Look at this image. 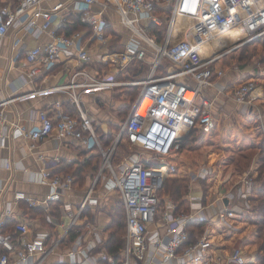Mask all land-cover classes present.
<instances>
[{
  "label": "built area",
  "instance_id": "built-area-1",
  "mask_svg": "<svg viewBox=\"0 0 264 264\" xmlns=\"http://www.w3.org/2000/svg\"><path fill=\"white\" fill-rule=\"evenodd\" d=\"M43 1L52 5L43 8ZM165 7L170 19L158 41L146 34L144 24H159L156 9ZM108 9L118 14L125 30L119 33L118 49L94 51L85 35L104 40ZM69 11L76 12L83 30L67 33L74 22ZM181 17L190 18L191 24L178 36ZM10 30L33 36L48 32L49 39L42 44L29 46L17 37L11 45L27 80L44 81L59 64L67 75L30 92L38 97L62 93L65 99L39 109L26 125L8 121L6 109L15 97L0 89V150L10 138L28 140L30 149L38 141L75 140L88 155H101L102 162L93 179L80 187L73 173L59 170L58 158L37 154L40 165L27 172L30 181L49 186L41 196L15 189L7 199L11 177L0 178V264H245L241 248L216 250L209 226L185 243L188 224L199 211L204 220L223 227L242 221L243 205L237 203L251 196L256 185L252 177L241 176L225 189L220 198H227V205L222 199L219 205L216 200L204 204L203 192L192 185L207 179L212 167L186 171L191 184L186 193L188 212L177 211L169 196L159 198V191L165 178L177 170L167 155L179 148L191 129L213 130L217 109L227 99L242 112L264 100V87L253 80L227 91L217 81L224 72L214 65L233 48L264 36V0H75L71 9L59 0H16L13 6L0 7V40ZM119 73L122 78H117ZM138 85L136 100L110 147L104 148L94 125L100 97ZM64 103L72 106L74 116L63 112ZM255 111L262 120V113ZM123 141L156 159L130 155L116 172L111 155ZM13 167L0 154V168L12 171ZM105 169L111 178L105 179ZM101 183L106 191L116 190L125 217L118 259L107 250L104 228L95 224V213L110 207L109 193H101ZM23 207L28 217L16 215V209ZM30 210L40 213L32 216ZM12 218L17 220L11 223Z\"/></svg>",
  "mask_w": 264,
  "mask_h": 264
},
{
  "label": "rangeland",
  "instance_id": "rangeland-1",
  "mask_svg": "<svg viewBox=\"0 0 264 264\" xmlns=\"http://www.w3.org/2000/svg\"><path fill=\"white\" fill-rule=\"evenodd\" d=\"M156 15L159 17V24L154 25L160 27L162 29V35L160 39H162L163 34L166 32L169 19H170V11L167 7L165 8H157L156 9ZM112 17V16H111ZM119 19L117 17V14L113 16L112 19H110L109 25L107 26V29L105 30L104 34V44L101 49H99V52H111L113 50L118 49V39L116 38L115 34L123 32V28H119L118 26ZM183 26L182 30L176 31L178 36H181L183 33V29L188 28L191 24V19L186 17L179 18L178 25ZM145 31L146 34L149 37L155 38V35L152 34L151 27L148 22L145 24ZM156 39V38H155ZM160 41V40H159ZM223 43H228L223 42ZM243 45L241 44L235 48H233L231 51L226 53L224 56L221 57L224 58V61L222 64L219 65V67L222 68L224 74L221 79H216L219 81V83H223L225 85V89L232 88L234 86H237L239 83H245L247 81L253 80L257 84L263 85L264 84V62L260 61L261 55L260 51H257L256 54L253 51V46L248 49V51L245 54V57L243 58L242 49ZM91 46L95 47L97 46L96 43L91 42ZM96 50V47L95 49ZM203 55H207V52L203 53ZM242 58H239L241 57ZM220 61V60H219ZM166 64L163 63V67H165ZM117 78H122L121 73L117 74ZM220 83V84H221ZM221 84V85H223ZM227 87V88H226ZM141 87L140 85L135 86L132 90V94L129 97L124 90L126 89H115L114 91H107V94H104L100 97L101 105L99 104L98 112L94 115V125L95 129H97L98 136L101 135L102 132L104 135L109 134L111 135V141L106 140H100L102 143V146L104 148H109L111 145L112 140L116 137L119 129L120 124L123 123V120L128 114V111L134 101L136 100V97L138 96V93L140 91ZM124 91V92H123ZM240 107H229L228 111L222 112L219 109H217V124L214 128V131L210 134H205L204 131L196 130V132H193L192 138L194 140H199L201 138L208 139L205 141V144L203 147H201L198 152H189L185 153V150L180 152V156L177 159L175 166H176V172L172 173L170 176H178L181 178H184L187 182V190L189 189V185H191L188 182V178L186 176V171L188 170H196L201 165H209L212 167V173L210 174L207 179H205L204 185H201V183H195L192 185V187H196L197 189L201 191L206 192V201L204 204L208 202L209 199H211L215 195V191L218 190L220 187H222V184L224 181L228 180L231 181L235 178V172L241 171L243 167V154H240V152H233L232 146L229 141H227V134H239L241 135L243 133V128L240 125L241 119L240 114H243L242 111H240ZM261 109L264 111V106L261 107ZM122 111V112H121ZM262 111V112H263ZM119 112H121L119 114ZM260 122L264 121V113H262V120L259 119ZM262 123V122H261ZM189 133V132H188ZM187 135V134H186ZM185 135V138H186ZM191 140V138H190ZM182 143V142H181ZM187 147V146H186ZM95 150V149H93ZM242 153V152H241ZM89 153H82V151H78L77 155L80 161H77V164H81V162L84 160L85 157H88ZM130 155H135L136 157H140L141 159L144 158H150V159H156L151 153H147V151H144L142 148L134 145L128 144L126 141L119 142L116 146L115 150L113 151L111 155V162L113 163L114 170L118 172L119 168L117 165L120 163H124L125 160H129ZM196 158L197 166L194 167L191 165V160ZM102 159L101 155L99 157V162H92L91 165L86 169V171L83 173V177L80 179V176H76V179L78 181V184L80 187H84L88 184V182L93 179L94 174L97 172V168L99 164H101ZM98 163L97 167L96 164ZM61 166V165H60ZM62 170V169H61ZM65 173H73L74 172H68L64 171ZM237 173V172H236ZM253 170L247 175L250 177H253ZM85 175V177H84ZM105 179L111 178L110 172L105 169L104 170ZM240 175L243 176V172H240ZM240 176V177H241ZM227 181L225 182V187L229 188L227 186ZM99 188L101 189V193H109V210L112 208H118L121 212V206L119 197L116 193V190L114 188H111L110 191H106L103 184L101 183ZM107 188V187H106ZM169 196L165 193L159 192V198ZM170 197V196H169ZM215 197V196H214ZM213 197V198H214ZM243 202V203H242ZM242 203V204H240ZM240 203H237L239 205H243V219L240 222L233 223L232 226L223 227L221 226V229L219 232V238H223L222 244H225L228 249L233 248H241L246 257L245 264H257L255 260V253H256V244L259 243V236L257 233V222L255 214L250 212L251 205L254 204L253 200L251 201H240ZM101 208H107L101 206ZM104 212L103 210H101ZM100 212V211H98ZM125 221V217L124 220ZM204 229H207L208 223H210L207 220H204ZM214 228V225L213 227ZM205 231V230H204ZM125 233V228H124ZM124 235V234H123ZM108 237V234H107ZM123 237V236H122ZM243 237V241L240 243L241 238ZM218 239V237L216 238ZM213 240V239H212ZM218 242V241H216Z\"/></svg>",
  "mask_w": 264,
  "mask_h": 264
},
{
  "label": "crops",
  "instance_id": "crops-1",
  "mask_svg": "<svg viewBox=\"0 0 264 264\" xmlns=\"http://www.w3.org/2000/svg\"><path fill=\"white\" fill-rule=\"evenodd\" d=\"M63 2L67 8L71 9L73 7V3H75V0H59ZM16 3V0H0V7L4 5H11L13 6ZM51 2L43 1L41 2V6L43 8H47L51 6ZM117 14L114 10L108 9L107 10V20L108 25L110 22V19L113 18V16ZM70 19H72L74 22L72 26L75 24V21L77 20V14L76 12L73 13L72 11H69ZM112 16V17H111ZM117 17L119 19V16L117 14ZM41 22V20L38 18L37 23ZM120 22V21H119ZM79 25V24H78ZM119 28H123V25L121 23H118ZM85 28L82 26H78L77 31L83 30ZM17 37L24 40L29 46H34L38 44H42L46 41H48L49 36L48 32H40L38 35H31L29 32H21V31H14L10 30L5 37H3L0 40V89H2L5 94L11 95L15 97V100L8 106L6 109L7 119L9 122L19 123L22 125H26L30 123V120L35 117V113L39 109H48L52 108L51 103L55 99H65V95L62 93H55L50 94V96H43L38 97L34 95H30V92L34 89L46 87L51 84L61 82L64 80V77L67 75V72L63 69V65L59 64L57 65L51 73H49L45 78L44 81H37V80H27L25 75V70L21 68L20 59L15 58V51L12 50L11 45L14 42ZM85 39L88 40L89 45H91V42H94L97 44L96 50L101 49L104 44V40L102 42L91 40L89 34L85 35ZM88 44V43H87ZM223 45H227L223 43ZM95 47H92L94 50ZM94 50V51H96ZM60 70L63 72V76L60 75ZM221 83V82H220ZM223 84V83H221ZM224 85V84H223ZM225 86V85H224ZM264 87V84L262 85ZM208 94H212L213 91L207 92ZM28 94V95H25ZM92 99V98H91ZM255 107L253 110L248 111L256 114V111H259L260 114L264 113V111L261 109L264 105L262 104V101L257 100L255 102ZM236 107L237 105L230 99H227L224 105H220L218 109L220 111H228L229 107ZM263 111V112H262ZM97 113V110H96ZM95 113V114H96ZM243 113H247L244 112ZM29 142L25 139H12L10 138L8 140L7 146L0 150V154L2 157L10 159L14 163V167L12 168V171L5 170L3 168H0V178L1 180H4L8 176L11 177V181L9 183V188L5 192L4 197L10 198L11 192L15 189L26 191L27 193L34 195V196H41L43 194H46L49 191V186L46 184H40L34 181H30L28 178V170H35L37 169L38 165H40V162L37 159V154L41 153L45 158H51L56 157L59 159V165H62V162H72V161H80L77 155L78 151H82V153H86L87 151L84 149V147L78 145V143L75 140H65V141H58V140H44V141H38L35 143L34 148L30 149L28 148ZM255 151L252 150H244L243 154V167L241 171L243 172V177L250 173L251 170L254 169V158L255 154L252 155ZM61 166L59 167V169ZM240 171V172H241ZM241 175H239L240 177ZM249 176V175H248ZM253 178V177H252ZM254 180V179H253ZM234 182V181H233ZM232 185V184H231ZM193 190H197L196 187H192ZM225 189H227L225 186L222 185L218 190L215 191L214 195L215 197L209 199L210 202L214 203L217 202L219 205L220 202L218 199H222L221 201L224 203V199L227 200V198H220V196H224ZM188 191V190H187ZM187 193V192H186ZM186 195H184V200L186 201V204L188 206V200L186 199ZM249 201V200H248ZM209 202V203H210ZM231 203V201H230ZM2 204V203H1ZM215 206V205H214ZM216 207V206H215ZM100 212L95 213L96 222L95 224H98L100 228H104L103 234H108L107 232V225L110 221V215H109V209L103 210L104 212L99 210ZM190 211L189 206L187 212ZM16 215L18 216H27L26 210L23 208L16 209L15 211ZM208 215V214H207ZM33 216V215H32ZM13 219V218H12ZM11 219V220H12ZM194 219H200L202 218V213L199 211V213L195 214ZM17 219H13L11 221L14 222ZM9 223V221H8ZM210 228H214L211 234V239L215 242V248L219 253H222L228 249L225 247V244H222L223 238H219L221 226L217 223H208L206 224ZM212 226V227H211ZM199 234H197L196 239L198 238ZM218 237V239H216ZM218 241V242H216Z\"/></svg>",
  "mask_w": 264,
  "mask_h": 264
},
{
  "label": "trees",
  "instance_id": "trees-1",
  "mask_svg": "<svg viewBox=\"0 0 264 264\" xmlns=\"http://www.w3.org/2000/svg\"><path fill=\"white\" fill-rule=\"evenodd\" d=\"M84 27V25L78 23V21H75V24L68 28L67 33L70 34L74 31H77L75 29L78 28L79 25ZM151 27L152 34L155 35L156 40H161L160 37L162 35V29L160 27L154 25L152 22L149 23ZM107 29V27H106ZM117 41L119 42V33L115 34ZM250 46H253V51L256 54L257 51H260V61L264 62V36L258 39H255L251 42L245 43L243 45L242 54L243 58L245 57L246 52L250 48ZM239 58H242L239 57ZM224 61V58L220 59V61H216L214 65H220ZM242 83L237 84L240 85ZM135 86H125L121 87L120 89H126L124 90L125 93L130 97L132 94V90ZM236 87V86H234ZM232 87V88H234ZM227 88V87H226ZM232 88H227L226 90L229 91ZM119 89V88H116ZM123 91V92H124ZM101 103V100L99 99V104ZM99 104H97V107H99ZM262 104L264 105V100H262ZM101 105V104H100ZM63 112L65 114H68L70 116H74L75 110L72 108L71 105L68 103H64L62 105ZM122 112V111H121ZM119 112V114L121 113ZM121 115V114H120ZM241 123L240 125L243 128V133L241 135L239 134H232L229 132L227 134V141L230 142L232 146L233 152H243L244 150H252L255 151L252 155L255 154L254 158V169H253V179L255 181V187L253 189V192L251 196L248 198V200L254 202L253 205H251L250 212L255 214L256 222H257V233L259 236V243L256 244V253H255V260L257 264H264V121L259 120V118L252 112H247L240 114ZM97 130V129H96ZM196 130L199 129H191L189 133H187L186 138L185 136L181 139L179 148L173 151L170 155H167L168 159L172 163H176L177 159L181 155L180 152L185 150V153L189 152H198V150L201 149V147L204 146L205 141L208 139L201 138L199 140H194L192 138L193 132H196ZM202 131V130H201ZM213 130L210 132H204L205 134L212 133ZM97 132V131H96ZM101 135H99L100 140H106L111 141V135L106 134L104 135L102 132ZM98 134V133H97ZM191 138V140H190ZM187 146V147H186ZM92 162H99V155H89L88 157H85L84 160L81 162V164H77L76 161L72 162H62L61 168L59 170H64L68 172H74V175L80 176V179L83 177V173L88 169V167L91 165ZM98 163L95 167H97ZM191 165L194 167L197 166L196 158L191 160ZM61 170V171H62ZM176 172V171H175ZM174 172V173H175ZM235 172V178L231 181H227V186H231L233 181L239 179L240 171L233 170ZM237 172V173H236ZM172 174V173H171ZM170 174V175H171ZM167 176L164 180V183L160 189L159 192L165 193L169 195L176 203H177V211H184L186 212L188 210V206L186 204V201L184 200V195L187 192V181L184 178L176 177V176ZM85 177V175H84ZM223 182V186L225 185V182ZM198 183H201V185H204L205 179L199 180ZM203 202L206 201V192L203 190ZM214 197V196H213ZM122 209V207H121ZM29 213L31 215H34L36 213H40L39 210H30ZM110 215V221L107 225V232L108 237L106 240V247L110 254H112L114 257L118 259L120 248L123 244V234H124V228H125V221L124 220V213L117 208H112V210H109ZM204 221L200 219H193L188 224V229L190 232V236L188 238V241L185 243L188 244L189 242H193L197 234H201L204 230ZM243 237L241 238V241L238 242L241 244L243 241ZM225 247H227L225 245Z\"/></svg>",
  "mask_w": 264,
  "mask_h": 264
},
{
  "label": "water",
  "instance_id": "water-1",
  "mask_svg": "<svg viewBox=\"0 0 264 264\" xmlns=\"http://www.w3.org/2000/svg\"><path fill=\"white\" fill-rule=\"evenodd\" d=\"M224 204L227 205V200L226 199H224Z\"/></svg>",
  "mask_w": 264,
  "mask_h": 264
}]
</instances>
